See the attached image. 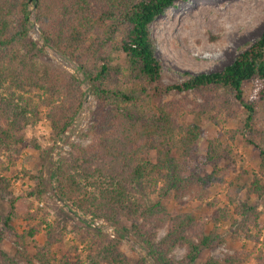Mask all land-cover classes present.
<instances>
[{"label": "trees", "instance_id": "1", "mask_svg": "<svg viewBox=\"0 0 264 264\" xmlns=\"http://www.w3.org/2000/svg\"><path fill=\"white\" fill-rule=\"evenodd\" d=\"M175 1L31 0L28 4L29 0H0V156L7 153L8 161L14 163L13 154L25 145V127L38 122L41 109L57 140L80 112L86 92L95 100L91 142L86 147L71 144L51 167L52 195L69 210L82 213L78 223L86 229L77 237L86 253L82 257L73 246L72 257L62 255L55 260L48 255L52 241H47L30 258L22 255V250L16 252L28 264H245L250 259L249 253H235L221 259L209 256L199 263L202 252L223 242L217 224L229 219L228 211L216 209L212 226L205 232L191 213L171 215L161 202L171 194L179 199L193 187L198 188L195 197L202 199L208 194V184L222 183L236 168L229 143L236 133L257 151L259 169L264 170V125L259 128L255 120L259 103L264 114V30L221 70L184 72L180 79L164 85V68L156 56L150 26ZM29 7L34 8V23L30 22ZM33 24L39 30L40 44L29 38ZM44 48L56 49L73 61L75 72L42 64L36 67L30 58ZM115 54L122 64L116 62ZM252 82L257 84V100H246L243 85ZM85 83L87 90L83 91ZM171 91L193 92L201 103L191 102L189 112L207 114L213 124L235 119L239 110L244 115L240 129L230 132L229 142L218 138L206 141L204 170L195 177L183 174L196 153L201 127L176 121L184 103L152 101L158 92ZM159 182L161 186H157ZM239 189L229 183V204L235 202ZM43 190L41 182L28 195ZM152 192L155 200L148 196ZM247 195H255L264 204V185L256 177ZM20 199L13 196L10 180L0 173V201L9 205L8 214L0 217V244L9 237L18 249L38 232L34 227L18 234L10 225ZM234 211L240 215L231 221L234 233L240 231L248 239L258 240L264 224L256 221L253 207ZM95 220L112 226L113 236L90 228ZM47 226L48 235L58 227ZM159 229H164V235L156 240ZM127 233L140 240L145 257L129 258L122 252L121 242ZM57 234L51 240L63 237L61 232ZM175 248L183 249L179 259L172 256ZM252 259L250 264H264L261 253ZM0 264L20 263L0 247Z\"/></svg>", "mask_w": 264, "mask_h": 264}, {"label": "rangeland", "instance_id": "2", "mask_svg": "<svg viewBox=\"0 0 264 264\" xmlns=\"http://www.w3.org/2000/svg\"><path fill=\"white\" fill-rule=\"evenodd\" d=\"M33 7H29L30 22L34 23ZM264 30V0H177L173 6L167 9L150 26V36L154 40L155 52L162 62L164 72L161 83L171 84L173 80L180 79L181 73L197 74L200 72H212L221 70L229 64L237 53L252 43ZM31 41L41 42L40 33L35 24L29 29ZM37 53V57L30 58L32 63L39 67L40 64L55 67L67 73H74L76 64L65 58L60 52L52 48H44ZM116 62L122 64V58L114 55ZM170 70V71H168ZM254 82L243 85V95L246 100H257L256 86ZM83 91L87 90V84H83ZM155 94V93H154ZM182 102L185 107L178 111L176 121L180 125L194 123L201 127L202 133L195 145L196 153L187 164V170L183 176L201 175L203 172L204 146L207 140L218 138L221 142H229L232 130H238L243 121L242 110L235 119L219 120L217 124L209 121L208 115L199 116L190 113L193 104L201 103V99L193 92L177 94L174 92H158L152 100ZM260 104V103H259ZM257 105L255 120L257 126L262 128L264 114L262 107ZM95 107L93 96L86 92L81 104L80 112L75 116L69 130L60 139L55 140L51 134L48 120L44 117V109L35 125H27L24 129L25 145L18 147L13 154L14 163L8 161V154L0 156V173L10 180V190L13 196H20L14 210L15 216L9 222L18 234L26 232L29 228H38L33 237H27L25 243L19 249L9 237L4 238L0 247L20 264H28L23 257L16 252L22 250L25 257H31L45 242L52 241L49 246V256L59 260L60 256L72 257L75 252L71 247L76 246V253L82 257L86 253L84 244L78 241V234L86 227L78 223L82 213L78 210L71 211L66 204L58 201L52 195L54 187L51 176V167L59 157L65 155L71 148V144L81 147L89 145L92 139L91 127L93 125L91 112ZM232 153L236 157V168L222 183L208 184V194L202 199L195 197L198 189L193 187L179 199L168 195L161 202L171 215L178 213H191L197 220L200 228L205 232L212 226V216L216 209L226 208L229 219L217 224L218 232L222 235L223 242L218 246L201 253L198 262L202 263L207 257L221 259L226 255L235 253H249V260L245 264L253 263V257L261 253L264 255V231H261L258 240L245 237L240 231L235 232L231 221L240 218L234 213L235 208L252 206L257 213L256 221L264 224V204H261L255 195L249 197L247 189L256 177L260 185H264V170L259 169L257 151L248 145L244 138L236 133L233 141L229 142ZM36 145V147H34ZM48 152V153H47ZM2 167L7 168L3 170ZM245 172V173H243ZM43 183L45 190L41 194L28 195V192ZM229 183L233 187H240L234 197L235 202L229 204L227 192ZM161 186V182L157 184ZM149 192V191H148ZM152 199H156V193H148ZM9 205L0 201V217L8 214ZM240 213V212H239ZM242 219L244 217H241ZM42 220V222H41ZM44 220V221H43ZM47 224L57 227L55 233H49ZM89 226L99 229L108 237L113 236V227L103 220L90 222ZM65 226V230L61 228ZM74 229V232H72ZM251 233L255 229L250 227ZM61 239L51 240L58 237ZM164 235V229L156 233V240ZM235 237V239L233 238ZM135 238V237H134ZM127 233L122 239L121 250L129 258L145 257V252L139 239H134ZM183 254L182 248H175L172 252L174 259H179ZM147 258V257H146ZM148 263L151 261L149 259ZM34 264H39L34 262Z\"/></svg>", "mask_w": 264, "mask_h": 264}, {"label": "water", "instance_id": "3", "mask_svg": "<svg viewBox=\"0 0 264 264\" xmlns=\"http://www.w3.org/2000/svg\"><path fill=\"white\" fill-rule=\"evenodd\" d=\"M30 3H31V0H29L28 4H30Z\"/></svg>", "mask_w": 264, "mask_h": 264}]
</instances>
